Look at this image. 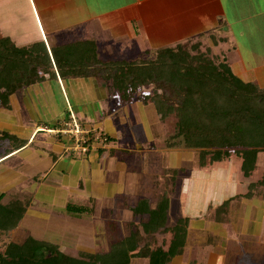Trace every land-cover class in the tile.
<instances>
[{"label":"crops","instance_id":"obj_1","mask_svg":"<svg viewBox=\"0 0 264 264\" xmlns=\"http://www.w3.org/2000/svg\"><path fill=\"white\" fill-rule=\"evenodd\" d=\"M0 38L20 49L39 44L52 62L54 47L78 43L95 45L104 61H133L198 41L240 79L264 88V0H0ZM39 76L10 96L9 109L0 108V200L4 205L29 200L19 226L0 233V241H13L6 237L25 230L53 237L50 230L61 227L58 221L84 226L90 218L99 225L97 248L87 251L95 253L108 246L100 239L107 223L123 229L135 220L131 207L141 198L153 205L150 195L161 188L159 197L167 193L170 201L168 227L188 221L183 252L168 264H264V151L248 175L235 154L200 166L197 149L169 147L166 140L160 148L155 144L158 138L146 120L155 112L163 121L154 106L121 105L98 77L65 79L56 67ZM71 112L111 141L85 155L71 152L67 138L54 132ZM139 122L141 132L135 129ZM59 203L55 217L45 211ZM70 204L89 211L70 213ZM167 234L165 250L173 236ZM28 236L38 239L31 233L23 239Z\"/></svg>","mask_w":264,"mask_h":264},{"label":"trees","instance_id":"obj_2","mask_svg":"<svg viewBox=\"0 0 264 264\" xmlns=\"http://www.w3.org/2000/svg\"><path fill=\"white\" fill-rule=\"evenodd\" d=\"M81 46L80 53L76 48ZM199 47L200 42L190 48L188 44L177 45L154 51L156 57L152 59L104 61L99 59L95 45L78 43L54 47L52 62L46 48L39 44L20 49L9 39L0 38V108L9 109L10 96L36 82L41 71L56 67L65 79L98 77L108 83L121 105L151 101L162 121L175 116V136L182 138L186 148L199 150L200 166L235 154L243 159L242 170L248 175L256 166L258 153L264 151V88L243 81L219 55L211 58L199 52ZM149 86L153 87L152 94H142ZM102 136L111 141L108 134L103 132ZM3 137L16 141L10 134ZM20 143L24 145V141ZM169 203L167 193L155 206L148 198L140 199L131 207L135 220L127 225L128 234L122 236L116 223L110 224L118 239L95 253L68 256L57 245L28 236L3 243L0 264H130L133 258L168 264L183 252L188 223L180 219L168 227ZM28 205L29 200L13 199L6 205L0 200V233L15 230ZM67 210L82 214L89 208L70 204ZM168 232L173 236L166 250L147 241Z\"/></svg>","mask_w":264,"mask_h":264},{"label":"rangeland","instance_id":"obj_3","mask_svg":"<svg viewBox=\"0 0 264 264\" xmlns=\"http://www.w3.org/2000/svg\"><path fill=\"white\" fill-rule=\"evenodd\" d=\"M197 42L195 43H190L188 44V47L190 48L192 45H195ZM200 46L199 49V52H202L204 54H207L209 55V57H216L217 55L216 54H213L212 50L210 48H202V44L200 42ZM209 52V54H208ZM196 53V52H194ZM156 57V54L151 52L149 54V56H147V58H155ZM152 91H153V87L152 86H149V87H146L144 90H142V94L143 93H151L152 94ZM149 105H151L152 107H149L147 109H150L151 108L153 109L154 107V104L149 101L148 102ZM154 112V110H153ZM152 112V113H153ZM154 115H152L151 117H149L150 119L146 120V125L148 127L151 128L154 136L158 139H156L155 141V144L157 146H163L165 140L167 141V145H169V147H173V146H180L181 148H186L184 146V144L182 143V138H179V137H176L175 136V133H176V122H177V119L175 116H171L170 118H168L166 121H163V122H160L157 117H156V114L155 112L153 113ZM120 120L122 122H124L123 124H126L124 118L125 116H122V114H120ZM153 117H154V120H153ZM135 129L139 130L140 132L142 130H140V122L139 124L135 125ZM139 129H138V128ZM128 127L125 126L124 130H127ZM160 143V145H159ZM150 146V144H148ZM145 147V145H144ZM159 154V153H158ZM157 154V156H158ZM155 155V154H154ZM173 171L172 170H168L166 171V174H172ZM165 180L167 181V183L169 182V176L167 178H165ZM158 182V181H157ZM156 182V183H157ZM155 184V183H154ZM161 184V183H160ZM155 187V185H153ZM158 185H156L157 187ZM160 191H161V188H160ZM160 191L158 192V190H155V194L151 193V197L155 198V200L153 199L152 201H154V204L155 205V202L156 200H159V193ZM142 199V198H141ZM152 199V198H151ZM55 202H60L59 200H56ZM139 201H137L138 203ZM60 203L56 205V207L54 208H51V207H48V210H45L46 212H48L49 214L52 215V217H55L54 214L56 213H61L60 211L62 210L60 207ZM52 210H55V212L53 213ZM66 212V211H65ZM57 215V214H56ZM96 218H98L96 216ZM85 219V223H87L86 225L84 226H80V225H68L67 224V221H58L57 224L58 225H61V227H58L57 229L55 228L54 230H50L52 231L50 234H53V237H42L41 235H39L40 233H38L37 231H32V232H29V231H22L19 233L18 237L16 236V238H14L12 235L10 236H7L6 238H8L9 240H13V241H18V240H21L23 239L26 235L28 234H34L36 235V237L41 238L39 240H43L42 238H45V239H48L50 241L51 244H55L57 245L60 250L68 255V256H72V257H80L81 256V253L82 252H87V251H95L97 247H95L96 245V241H95V235L99 234V225L98 223L95 221L96 219H94V221H92V219L90 218H84ZM54 220V219H53ZM138 220V218H137ZM112 224V223H110ZM107 225V228L104 229L103 233L101 234V238L102 241H112L113 239L117 240L118 239V236L117 234H113L114 232L112 231V229H114V225H108V223L106 224ZM117 226V225H116ZM71 231L72 233H70V236L67 238V235H68V231ZM48 232V230H46ZM78 231V232H77ZM111 235H110V233ZM129 230L127 228V226H123V229H121L120 231V234L122 236H126L128 234ZM78 233V234H77ZM47 233L43 234L46 236ZM71 234L73 235L71 237ZM110 235V237H109ZM170 234H167V235H161V234H158L156 235L155 237H152L151 239L147 240V241H151L153 244V247H158V246H162L163 247V244H167L168 241V236ZM12 237V238H11ZM53 238V239H52ZM3 242H11V241H0V251H3L4 249V245Z\"/></svg>","mask_w":264,"mask_h":264},{"label":"built area","instance_id":"obj_4","mask_svg":"<svg viewBox=\"0 0 264 264\" xmlns=\"http://www.w3.org/2000/svg\"><path fill=\"white\" fill-rule=\"evenodd\" d=\"M54 132L67 138L69 150L76 155L88 154L96 144L107 142L102 136L103 131L83 126L72 112L69 120Z\"/></svg>","mask_w":264,"mask_h":264}]
</instances>
